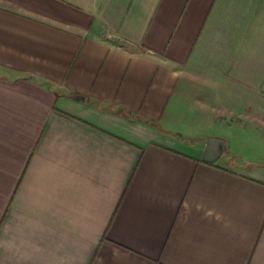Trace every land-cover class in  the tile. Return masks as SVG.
Returning <instances> with one entry per match:
<instances>
[{"label": "crops", "instance_id": "0c3cea01", "mask_svg": "<svg viewBox=\"0 0 264 264\" xmlns=\"http://www.w3.org/2000/svg\"><path fill=\"white\" fill-rule=\"evenodd\" d=\"M0 264H264V0H0Z\"/></svg>", "mask_w": 264, "mask_h": 264}, {"label": "water", "instance_id": "95a60500", "mask_svg": "<svg viewBox=\"0 0 264 264\" xmlns=\"http://www.w3.org/2000/svg\"><path fill=\"white\" fill-rule=\"evenodd\" d=\"M223 143L220 140L209 139L203 160L208 163H214L222 154Z\"/></svg>", "mask_w": 264, "mask_h": 264}]
</instances>
